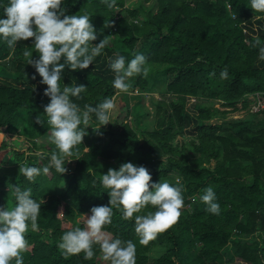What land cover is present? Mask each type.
Returning <instances> with one entry per match:
<instances>
[{
  "label": "trees",
  "instance_id": "trees-1",
  "mask_svg": "<svg viewBox=\"0 0 264 264\" xmlns=\"http://www.w3.org/2000/svg\"><path fill=\"white\" fill-rule=\"evenodd\" d=\"M63 6L67 14L91 16L97 35L93 45L104 38L113 41L88 69H64L62 86L87 87L74 103L95 106L116 94L109 64L117 53L126 62L135 53L147 59V75L131 78L128 92L162 98L150 100L152 122L139 124L148 117V111H138L140 104L132 112L125 108L107 129L94 130L93 119V128L85 129L81 145L66 158L72 160L67 171L50 169L30 182L19 174V165L42 168L56 150L44 114L49 98L41 78L32 79L35 70L24 56L28 51L37 58L32 38L14 50L0 42V206H15L11 185L31 189L32 198L41 202L38 231L29 226L25 233L24 264H96L102 255L98 244L91 259L83 252L65 255L58 244L67 231L85 227L92 207L108 205L100 177L126 162L144 166L150 183L178 180L184 201L178 220L147 245L139 243L134 217L155 209L124 220L113 208L104 231L136 245V264H224L231 241L239 260L264 264V107L248 112L250 95L264 104V61L252 46L256 38L264 45V13L254 12L250 0H117L112 9L100 0H66ZM224 70L228 76L221 79ZM190 99H195L193 113L187 109ZM239 103L246 115L223 120ZM129 114L136 128L127 121ZM37 115L43 126L35 123ZM39 138L46 139L44 146L35 142ZM209 186L219 215L208 213L200 201Z\"/></svg>",
  "mask_w": 264,
  "mask_h": 264
},
{
  "label": "clouds",
  "instance_id": "clouds-1",
  "mask_svg": "<svg viewBox=\"0 0 264 264\" xmlns=\"http://www.w3.org/2000/svg\"><path fill=\"white\" fill-rule=\"evenodd\" d=\"M107 8L117 6V0H100ZM66 0H0V42H5L14 50L19 42L32 38L37 58L33 53L24 52L30 57L27 65L35 70L32 79L38 75L40 84L46 85L43 95L49 98L44 106L46 123L50 126L48 140L55 145L44 167L19 165V174L28 181L34 182L41 174L47 175L50 169L63 174L65 165L72 161L66 158L74 155V149L81 145L88 133L86 128L93 119L94 130L110 123L111 115L116 107L112 98L106 97L102 102L92 106L84 104L81 108L73 102L86 92L84 85H61L62 73L67 67L71 71H82L93 64L94 59L102 53L108 41L106 38L93 45L97 39L96 32L88 14H67L64 7ZM250 8L254 12L264 13V0H250ZM109 26L108 23L105 25ZM253 47H258V58L264 61V45L256 38ZM62 61V62H61ZM110 70L114 74L112 87L118 90L115 95L128 92L130 79L139 75H147V59L142 53H135L126 62L123 55L115 54L110 59ZM227 70L220 73L226 79ZM39 115L35 123L43 126ZM88 149V148H86ZM35 155L44 159L41 152ZM149 171L144 166H136L131 162L122 163L118 170L109 168L100 177V184L109 196L108 205L94 206L91 215L85 219L84 228H75L62 235L58 247L65 255L84 253L85 259L94 256L93 245L98 244L102 259L109 264H136V245L131 241H122L106 234L104 228L112 222L113 208L121 213V218L131 220L134 214L152 207L146 215H135L134 231L141 245H147L156 235L174 224L181 215L184 206L182 185L152 182ZM15 206H0V264H24L22 253L28 248L25 233L38 231V217L41 213V202L32 198L31 189L22 190L18 185L12 186ZM200 201L206 205L208 213L219 215L220 205L216 202V194L212 187H207ZM63 215V213H60Z\"/></svg>",
  "mask_w": 264,
  "mask_h": 264
},
{
  "label": "rangeland",
  "instance_id": "rangeland-1",
  "mask_svg": "<svg viewBox=\"0 0 264 264\" xmlns=\"http://www.w3.org/2000/svg\"><path fill=\"white\" fill-rule=\"evenodd\" d=\"M127 1L130 2V1H137V0H127ZM151 4H152V2L150 4H146V6H150ZM111 42H113L111 39L108 40V44H110ZM119 48L121 49V45L119 46ZM114 96H115L114 103H115L116 107H115V109L111 115L110 123L105 125V126H101V129H107L109 127V125L111 124V122H113V120L117 117V115H120V117H123V115L125 114L124 113L125 108H128L129 111L132 112V110L138 104H140L138 111L139 110L148 111V117L145 119H142V117H141L139 124H142L143 122H150V121L152 122L154 119L153 118V111L154 110H153V106L151 105L150 100H160V97H161L158 93L157 94L154 93V94L139 95L136 91L120 93L119 95H114ZM253 96H255V95H250L248 97V100L250 101L249 105H251L253 103L252 102ZM166 98H168V97H166ZM194 101H195V99H190L189 102L187 103V109L191 113H193L192 104ZM216 107L223 110L219 105H216ZM237 109H238L237 111L229 113L223 120L229 121L231 119L242 118L246 115V110H243L241 108V103L237 104ZM134 119L135 118H134L133 114H129L127 121L129 122V124L133 128H136V126H135L136 123H134ZM211 123L212 124H221L222 120H212ZM35 142L37 143L38 146H44L46 144V139L39 138V139L35 140ZM70 167H71V165H70ZM227 248H228L227 251H225L223 254L224 264H247V263L239 260L233 254L232 241L230 242V244L228 245ZM96 264H109V262L104 261L102 259V255H100L96 259Z\"/></svg>",
  "mask_w": 264,
  "mask_h": 264
},
{
  "label": "built area",
  "instance_id": "built-area-1",
  "mask_svg": "<svg viewBox=\"0 0 264 264\" xmlns=\"http://www.w3.org/2000/svg\"><path fill=\"white\" fill-rule=\"evenodd\" d=\"M252 102L253 103L248 107V112L250 113H257L259 110H261L264 107L263 101L258 95L253 96Z\"/></svg>",
  "mask_w": 264,
  "mask_h": 264
}]
</instances>
